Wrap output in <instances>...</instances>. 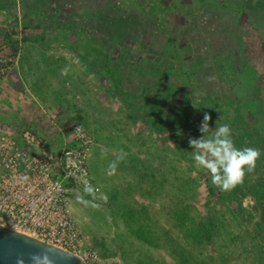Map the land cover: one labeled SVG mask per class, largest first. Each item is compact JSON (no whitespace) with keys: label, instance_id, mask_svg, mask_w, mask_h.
I'll return each instance as SVG.
<instances>
[{"label":"rangeland","instance_id":"374dc122","mask_svg":"<svg viewBox=\"0 0 264 264\" xmlns=\"http://www.w3.org/2000/svg\"><path fill=\"white\" fill-rule=\"evenodd\" d=\"M0 57V121L32 98L96 137L101 189L70 196L86 264H264V0H0ZM205 112L262 152L230 191L192 159Z\"/></svg>","mask_w":264,"mask_h":264},{"label":"built area","instance_id":"2783aa9c","mask_svg":"<svg viewBox=\"0 0 264 264\" xmlns=\"http://www.w3.org/2000/svg\"><path fill=\"white\" fill-rule=\"evenodd\" d=\"M0 57V87L9 67ZM56 118L52 124L59 126ZM0 123V223L74 252L83 264L95 262L98 250L92 236L83 232L70 206L75 190L85 184L95 195L88 159L95 135L82 121L69 124L71 141L54 149L47 137L30 124L7 131Z\"/></svg>","mask_w":264,"mask_h":264},{"label":"clouds","instance_id":"9594fccd","mask_svg":"<svg viewBox=\"0 0 264 264\" xmlns=\"http://www.w3.org/2000/svg\"><path fill=\"white\" fill-rule=\"evenodd\" d=\"M68 71L69 69L65 67L61 74L67 75ZM211 119L210 114L205 112L199 125V132L202 135L199 138L191 136L188 138L189 146L194 149L192 159L197 168L208 170L214 186L230 191L242 184L246 176L255 172L262 152L255 147L238 148L232 137L231 126L225 123L212 128ZM103 154L104 150H102ZM114 173L115 164L113 163L109 165V174ZM84 191L91 193V185L85 184ZM29 258L32 264H55L48 250L31 254ZM17 264H25L22 256L17 258Z\"/></svg>","mask_w":264,"mask_h":264},{"label":"water","instance_id":"95a60500","mask_svg":"<svg viewBox=\"0 0 264 264\" xmlns=\"http://www.w3.org/2000/svg\"><path fill=\"white\" fill-rule=\"evenodd\" d=\"M0 264H17V258L32 264L30 255L49 251L55 264H83V258L71 251L0 223Z\"/></svg>","mask_w":264,"mask_h":264},{"label":"crops","instance_id":"0c3cea01","mask_svg":"<svg viewBox=\"0 0 264 264\" xmlns=\"http://www.w3.org/2000/svg\"><path fill=\"white\" fill-rule=\"evenodd\" d=\"M20 82V80H18ZM17 81V84L19 83ZM5 82L3 83V85L0 87V89L2 90L4 87ZM6 86V85H5ZM0 90V91H1ZM12 92L15 93L14 97H17L20 95L18 93V90L15 89H11ZM0 97L2 101H6L8 104L10 103L9 100L4 98V94L0 93ZM17 110L21 111L22 113H18L19 119L13 118L14 120L11 119L10 122H8V120H3L0 121L1 125L4 126L3 128L5 130H9L11 131L12 128H16L22 124H30L32 125V127H34L37 131H39L40 133L44 134L48 141L49 144L52 148L54 149H58L60 148L63 144L70 142L71 141V136L69 131L66 129V127L69 125V122L67 123L68 117H76L77 115L79 116L80 113L78 112V114H75V112H68V114L66 116H62V114H60L61 116L59 117H54L56 118V120H58V124L59 126H55L54 124H52L51 121H49V118H42V114H39V116L37 118H34L32 116H30L29 114L26 115V111L28 110H32L34 109V107H36V101L32 98H30V100H24L23 101H17ZM34 106V107H33ZM41 110V109H39ZM54 115H52L51 117H53ZM65 117V118H64ZM1 120V119H0ZM17 120V121H16ZM21 120V121H19ZM7 121V123L5 122ZM49 121V122H48ZM5 122V123H4Z\"/></svg>","mask_w":264,"mask_h":264},{"label":"trees","instance_id":"16d2710c","mask_svg":"<svg viewBox=\"0 0 264 264\" xmlns=\"http://www.w3.org/2000/svg\"><path fill=\"white\" fill-rule=\"evenodd\" d=\"M39 38V36L34 35L31 37H25L26 40H37ZM15 52H17V48L15 47ZM107 62V56H105V60H104V67L107 71H111L112 69H110L109 65L106 63ZM144 238H146V236H144ZM96 247V245H95Z\"/></svg>","mask_w":264,"mask_h":264}]
</instances>
